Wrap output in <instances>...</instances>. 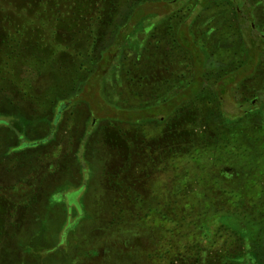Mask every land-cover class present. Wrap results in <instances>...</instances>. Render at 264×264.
I'll list each match as a JSON object with an SVG mask.
<instances>
[{
	"label": "rangeland",
	"instance_id": "1",
	"mask_svg": "<svg viewBox=\"0 0 264 264\" xmlns=\"http://www.w3.org/2000/svg\"><path fill=\"white\" fill-rule=\"evenodd\" d=\"M224 1L172 0L169 4H145L142 11L156 12L154 19L159 20L168 11L178 16L172 22L182 15L186 23L198 20L209 29L219 25L214 28L217 30L214 38L221 35L232 41V8ZM234 1L240 8L246 3L248 11H254L258 2L260 6L255 8L264 19V0ZM37 2L0 0V35L10 41L46 42L51 46L53 17ZM218 12L223 16H213ZM263 25L264 21L257 22L258 29L264 30ZM243 35L252 43L249 24L243 29ZM258 42L264 49V40L259 38ZM149 47L148 76L154 89L160 74L170 80L172 74L179 72L185 78L184 54L179 55V63L171 62L173 55H164L160 66L161 59L157 58L151 42ZM6 69L16 72L10 67ZM16 73L39 90L45 89L50 81L45 76L39 77L33 61L21 63ZM259 78L247 81V92L256 86L263 93L264 101V77ZM121 89L127 92L123 85ZM93 91L88 86L80 95L91 102L95 100ZM137 93L138 90L132 92L126 104L117 105L116 94L106 104L102 102L105 94L98 92L96 104L70 107L65 113L68 123L63 124L58 134L60 137L64 133L65 141L59 138L54 155L41 159L45 167L41 173L40 170L32 172L34 176L28 173L21 180L20 171L0 166V206L5 198L11 209L9 220L4 217L7 221L0 223V264H112V257L116 255H107L99 261L96 259L99 255H93L92 251L99 253L105 248L110 254L124 248L121 254L131 255L138 262L143 258L141 247L151 246V242L154 247H160L157 241L166 234L171 248L201 246L231 251L235 256L245 246L247 233L242 226L248 227L253 237L260 234L259 244L264 245V122L260 127L241 124L227 131L228 137L223 136L227 138L225 141L217 143L216 123L209 117L216 110L214 103L196 101L173 119L162 115L151 118L137 113V100L143 99L136 100ZM231 94L224 93L221 105L233 119L247 107L240 109ZM126 109L130 121L145 122L141 125L122 122L124 115L120 111ZM253 147L257 148V159ZM83 158L85 162L79 164ZM83 174L88 180L79 188L82 195L68 211L69 215L63 204L64 207L58 204L49 208L47 193L57 189L59 183L68 189H77ZM34 190L42 198L40 205L29 209L27 202L22 205L21 201L25 196L29 198L28 191ZM58 195L65 197L64 193ZM33 212L37 222L29 219ZM66 217L69 222L65 227L69 225L65 230L68 232L66 243L58 248L55 239L63 233L60 229ZM45 224L50 226V233L41 230ZM139 264L150 262L142 260Z\"/></svg>",
	"mask_w": 264,
	"mask_h": 264
},
{
	"label": "trees",
	"instance_id": "2",
	"mask_svg": "<svg viewBox=\"0 0 264 264\" xmlns=\"http://www.w3.org/2000/svg\"><path fill=\"white\" fill-rule=\"evenodd\" d=\"M37 1V5L49 11L53 17L51 28L49 27L52 31L51 46L46 42L24 44L23 40L10 41L7 36L0 35V166L20 171L18 178L21 180L28 173L30 176H34L31 173L39 170L41 173L45 168L42 167L41 159L54 155L53 151L59 146H55L59 143L58 139H65L64 133L60 137L58 134L63 124L68 123L66 111L75 104L88 107L96 104L98 92L105 94L104 101H101L106 104L116 94L119 97L117 105H120L126 104L132 97V92L138 90L134 97L136 100L138 97L143 99L137 100V113L147 114L151 118L162 115L173 119L196 101L214 103L216 110L209 117L216 123L217 143L225 141L227 131L241 124L247 127H260L263 124V95L257 91L256 86L249 88L247 92L246 84L247 81L259 80L263 76L260 60L263 46L258 42L257 36H253L254 44H249L244 39V21H235L236 26L233 25L231 31L234 39L228 41L221 35L217 38H214L215 35L208 37L206 33L216 31L199 29L198 20L186 23L180 15L178 20L172 22L178 16L168 12H164L159 20L154 19L158 15L156 12L142 11L145 4H169L172 0ZM224 3L232 8L231 14L237 17L238 4L234 0H225ZM222 14L218 12L213 16H223ZM171 34L174 36L171 37ZM252 34L256 32L252 31ZM153 36V48L158 55L156 57L161 59L160 66L164 55H173L172 58H175L171 62L176 63H179V55L184 54L187 59V75L184 79L179 72L172 74L170 80L160 74L156 79V89L151 86L148 76L149 45ZM32 61L39 77L45 76L50 80L43 90H39V87L36 89L31 81L26 79L29 81L26 82L16 75L21 63ZM8 67L16 72L11 73L6 69ZM111 75L112 79L107 80ZM121 85L126 88V93ZM88 86L94 88L93 92L96 93L95 100L91 102L85 101L80 95ZM225 92L232 93L240 109L254 97L258 98L257 103L252 111L244 112L242 109L230 119L221 105ZM115 108L119 109V106L115 105ZM151 110L155 111L153 115ZM120 113L124 115L121 117L122 122L128 125H141L145 122L130 121L127 109ZM256 149H252L254 157ZM36 192L28 191V199L22 195V205L24 201L29 209L34 208L33 205H40L42 195ZM9 205L4 198L0 206V223L7 221H4V217L9 220ZM1 208H6V211ZM29 219L37 222V215L33 212ZM242 230L247 236L244 238V249L236 252L235 256L238 257L231 251H219L218 257L220 260L221 257H233V264H243L247 263V254L248 259L254 260L251 264H264V245L259 244L260 234L253 237V232L250 233L248 227L242 226Z\"/></svg>",
	"mask_w": 264,
	"mask_h": 264
},
{
	"label": "flooded vegetation",
	"instance_id": "3",
	"mask_svg": "<svg viewBox=\"0 0 264 264\" xmlns=\"http://www.w3.org/2000/svg\"><path fill=\"white\" fill-rule=\"evenodd\" d=\"M255 5L257 6V8L260 6V4L258 2H256ZM255 5L253 7L254 11H248L243 6L242 8L239 7L238 12H237V14H238L237 17H234L232 14L230 15L231 21L234 23V25H235V21L239 20L240 23H243V21H244L243 24L245 25V27L249 24L250 27L252 28V31L256 32V34H254V35L252 34V36H251L250 41L252 43H249L247 41L249 44H253L255 42V39H253V36L254 37L257 36L258 39L261 38L264 40V30L257 28L258 27L257 22H259V21L263 22L264 21V19H262L263 14L259 13V11H260L259 9H258L259 11H257V8H255ZM230 13H232V11ZM169 27H175V26L169 25ZM220 27H221V25H220ZM263 27H264V25H263ZM198 28L203 30V28L207 29L208 26L206 24H201V25H198ZM214 28H219V25H216L215 27L212 26L210 29L208 28L207 31H210V32L211 31H217ZM215 33L216 32L206 33V35H208V37H210L211 35L214 36ZM185 37H186V35L184 36V38ZM150 42L152 43V45L155 44V36L152 37ZM260 58H261L260 60L262 62V64H261L262 74H264V49L262 51V55ZM263 77H264V75H263ZM261 94L263 95V93H261ZM257 99L258 98L254 97L250 100L249 104L244 105L247 107L244 109V112L252 111L253 107L257 103ZM263 113H264V111H263ZM84 162H85L84 158L79 160V164H82ZM82 170H83V168H82ZM87 177L88 176L83 174L81 181H80V184H79L78 188L75 190L71 189V188L68 189V188L62 186V184H60V183L56 184L58 188L57 189L54 188L51 193H47V199H48V201H50V203H49L50 207L49 208H53V206L58 205V204H59L58 207H61V206L64 207L65 206L66 207V210H65L66 214L69 215L68 211L70 210V208H72V206L75 207L76 202L78 201V199L82 195V194L81 195L79 194L80 192L78 190L80 187H82L85 184V181L88 180ZM58 193H64L65 197H61L60 195H58ZM68 223L69 222L67 221V217H66L64 224L60 229L63 233L60 232V236L57 239H55L56 240L55 246L58 248H62V246L65 245V243H66L65 238H66V234L68 232H65V230L68 228L69 225L67 226V228H65V227ZM70 223H72V222H70ZM48 224H45L42 227V230H44L45 234L50 233V231H51V228ZM169 241H170V237L168 234H166L161 239H159L157 241L158 245L160 247H154V244H152V242L150 244L151 246H147L146 248L141 247L140 253L143 254V258H139L140 261H138V262L134 261L133 256H131V255L121 254V251L124 248H118L117 250L120 252H117L114 254H110L109 250H107L106 248L103 249L102 251H100L99 253H98V250H94L92 252H93V255L95 257L97 255H99L100 258L99 259L96 258L98 261L100 259L101 260L106 259L105 257H107V255H110V256L116 255V256L112 257V259H113L112 264H139L142 260H146V262L149 261L150 264H233V262H234L233 257H229V258L221 257V260H220V258L218 257L219 251H224V253L225 252L228 253L226 250H223V249L203 248L201 246H199L198 248H186V247L180 248V246L178 248H171L170 247L171 242H169ZM247 256L248 255L246 254L245 258L247 259V263H243V264H251V262L254 261L253 259H248ZM227 260L232 261V262L231 263H225V261H227Z\"/></svg>",
	"mask_w": 264,
	"mask_h": 264
}]
</instances>
